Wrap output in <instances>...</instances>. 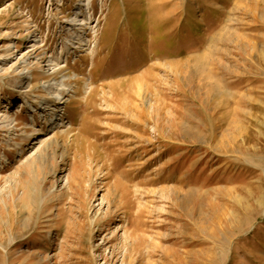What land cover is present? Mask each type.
<instances>
[{
	"label": "rangeland",
	"instance_id": "rangeland-1",
	"mask_svg": "<svg viewBox=\"0 0 264 264\" xmlns=\"http://www.w3.org/2000/svg\"><path fill=\"white\" fill-rule=\"evenodd\" d=\"M82 1L0 0V264H264V0H91L50 127Z\"/></svg>",
	"mask_w": 264,
	"mask_h": 264
},
{
	"label": "bare ground",
	"instance_id": "bare-ground-1",
	"mask_svg": "<svg viewBox=\"0 0 264 264\" xmlns=\"http://www.w3.org/2000/svg\"><path fill=\"white\" fill-rule=\"evenodd\" d=\"M82 2H85V0H83ZM85 6L87 7L88 12L86 13L84 11L82 12L80 10L82 7H79L77 9L76 14H74L71 18L69 17L70 18L69 20H66L69 22L68 24L69 29L66 32L67 34L71 36V40H69L67 45H65V48L63 47L60 48V51L58 53H55V55H52L51 57L43 60L45 61V64L43 66H46V69H43V66L40 65L39 62L32 64L31 60L27 62V60L25 59L17 67L19 68V75L21 76L15 77L12 81V85L19 84V83L23 85V83L25 82L24 83L25 87L29 88V94L30 93L32 94L31 102L33 101V104L30 102L28 103L29 100L27 101V99H26V102H24L29 105V108H31L32 110L34 108L36 109L38 108L39 113H40V109L44 111L50 109L51 115H54L56 117V119L54 118V120L49 122L50 127H52L55 124V122L61 121V115L59 114L60 112L58 111V109L61 108V105L65 103L67 96L70 94V92L75 91L74 87L72 86L73 83L71 81V78H72L71 76L63 75L60 77V79L56 78V76L60 75L61 73L60 65L62 63H66L67 57L65 56H68L71 50L76 49V48L90 49L91 47L90 45L92 43L95 44V40L89 38L88 36H86V34H84L85 32L84 28H90V24H91L90 22L92 19L91 0H87V3L85 4ZM37 44L38 42H33V45H32V47L35 50L34 54L40 48V46H38ZM17 47H18L17 45L14 46L15 49H17ZM42 54H39V55H42ZM7 55L8 54L0 55V59L3 60ZM8 56L11 57L12 54L11 55L9 54ZM35 56L37 57L38 55H35ZM24 57L25 56H23L22 59H24ZM55 68H57L58 70L50 72L51 70H54ZM34 71H38L42 76H46L47 79H44L45 77H43V78H40V81L38 80L37 82V80L34 77ZM24 74H26L27 77H22ZM39 91H41L42 93L36 94L37 92L39 93ZM36 109L34 111H36ZM11 123H12V119L10 117L8 116L3 117V120H2V124L4 125L3 128H7V131H10L8 128L10 127ZM31 125L33 124L31 123ZM56 125H59V124H56ZM56 128L57 127H53L54 130ZM29 132L26 130L23 131L24 139H27L30 136ZM0 159L4 160L5 155H2Z\"/></svg>",
	"mask_w": 264,
	"mask_h": 264
}]
</instances>
